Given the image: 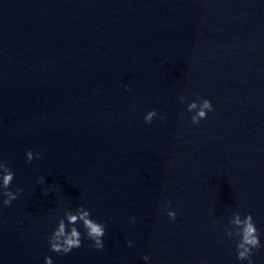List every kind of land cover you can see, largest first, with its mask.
Segmentation results:
<instances>
[{
  "label": "clouds",
  "instance_id": "clouds-1",
  "mask_svg": "<svg viewBox=\"0 0 264 264\" xmlns=\"http://www.w3.org/2000/svg\"><path fill=\"white\" fill-rule=\"evenodd\" d=\"M179 99L182 104L186 102V98L183 95ZM213 110L212 102L205 98H200L199 102L193 101L188 103L187 106V112L195 113V115L191 116V123L193 125H198L201 120L207 119L208 113ZM157 115L155 110H150L144 116V121L150 124ZM25 156L26 162L31 163L34 158L39 159L41 153H33L29 149L26 151ZM13 179L14 173L5 163L0 161V197H3L2 204L4 206H10L12 201L16 200L22 192L20 188H17L15 191L10 190ZM40 179L43 180V178ZM166 209L169 219L175 220L176 212L171 210L170 203L166 204ZM78 224L82 225L84 229L83 234L77 228L76 225ZM230 224L236 226V230L229 228L225 230L224 234L227 237L236 239L237 259L242 262L247 261V264H254L252 260L255 254L254 250L258 252L262 245L260 242V232L253 215L247 213L242 218L239 212H235ZM82 235L84 238L92 241L89 247L97 250L104 248L105 245L102 238L105 235V225L93 219L90 211L84 205H78L74 212L72 210L64 211L63 216L58 219L56 227L47 238L49 250L57 254H68L73 249H78L82 246ZM128 243L130 246L131 241ZM143 259L148 261L149 257L145 255ZM44 264H53L52 258L45 256Z\"/></svg>",
  "mask_w": 264,
  "mask_h": 264
}]
</instances>
